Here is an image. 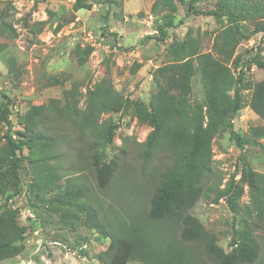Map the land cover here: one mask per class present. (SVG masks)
<instances>
[{"label":"rangeland","instance_id":"374dc122","mask_svg":"<svg viewBox=\"0 0 264 264\" xmlns=\"http://www.w3.org/2000/svg\"><path fill=\"white\" fill-rule=\"evenodd\" d=\"M83 2L86 7L76 9V0H0V111L9 109L12 123L8 130L0 114V220L16 223L24 236L21 255L0 264H113L107 254L110 238L95 231L75 207L62 206L58 200L64 190L58 187L68 180L87 187L80 201L94 207L117 235L131 218L146 215L147 181L155 166L169 162L162 151L153 159L147 155L163 114L157 100L166 94L164 76L186 75L192 62L190 88L173 93L183 96L191 112L206 114L197 58L208 53L234 75L244 71V82L230 93L234 99L239 91L243 108L221 117L223 125L211 141L215 179L192 213L216 234L219 246L231 251L232 230L246 216L245 208H251V219L256 213L248 170L264 175V137L257 131L264 129V119L252 106L255 86L264 82V33L240 40L224 56L215 50V39L222 34V40H230L232 22L227 15L219 24L214 16L194 12L232 10L252 29L259 20L255 1L176 0L177 26L164 42L153 39L162 16L153 13L155 0ZM51 101L54 112L69 110L72 118L59 117V140L47 145L42 162L45 143L29 141L25 116ZM208 123L203 115L205 128ZM10 136L32 144L16 151L18 177L9 165L14 157ZM113 161L116 175L101 189L93 166ZM53 173L60 179L51 185ZM256 234L264 248V230Z\"/></svg>","mask_w":264,"mask_h":264},{"label":"trees","instance_id":"16d2710c","mask_svg":"<svg viewBox=\"0 0 264 264\" xmlns=\"http://www.w3.org/2000/svg\"><path fill=\"white\" fill-rule=\"evenodd\" d=\"M76 1V9L86 7L83 0ZM254 1L259 20L252 29L243 26L240 16L235 15L232 10L194 12L198 15L214 16L219 24L224 23L222 21L227 15L232 22L233 27L228 30L233 33L232 38L228 41L227 38L222 40V34H218L215 39V50L219 53L225 56L240 40H250L252 36L264 33V0ZM152 7L154 14H162L156 26L157 34L153 39L164 42L169 29L177 26L176 0H155ZM197 63V72L201 74L206 90V114L202 113L201 109L191 112V107L183 96L173 93L190 88L194 75L192 62L186 75L183 72L179 78H175L174 73L164 76L166 94L157 100V106L163 114L159 116L160 122L155 126L154 133L150 135L147 155L149 159H153L162 151L168 154L169 162L155 166L147 181L151 192L148 199L149 211L146 215L131 218L125 230L117 235L99 219L98 211L94 207L80 201L87 195V187L73 180L66 181L65 187H58L64 190L58 200L62 206L75 207L78 212L86 215L88 224L95 231L105 238H110L107 254L113 264H127L133 261L141 264H264V248L259 241L260 235L256 234L264 230V175L248 170L247 177L256 213L254 219H251V208H245L246 216L240 218L232 230V240L229 243L231 251L227 252L219 246L216 234L207 230L192 213L215 179L211 169V141L218 128L223 125L221 117L237 114L243 108L239 91L235 92L234 99L230 93L245 79L243 70L240 69L238 76L234 75L225 65L215 61L211 53L198 57ZM183 67H186V64ZM174 69L170 66L166 71L171 73ZM166 71H161V75ZM53 104L51 101L47 105L36 106L25 116V131L31 134L29 141L45 143L46 150L42 153V162L49 154V146L59 140L60 132L56 125L59 117L64 118L66 115L72 118L69 110H63V113L54 112ZM252 106L264 119V82L255 86ZM0 114L8 130H11L9 109L4 106ZM203 115L209 120L206 128L203 126ZM87 117V123L91 124L93 119ZM257 131L258 136L264 137L263 128ZM158 135L161 137L158 138ZM231 135L239 145L243 144L234 131H231ZM25 143L23 140H13L9 137V144L14 153L9 165L14 177H18L20 167L16 151H22L25 145L32 146ZM51 157L54 158V155ZM116 166V161L102 165L96 163L93 166L101 189H106L114 179ZM58 179L60 176L53 173L49 177V183L53 185ZM2 193L0 185V195ZM233 210L238 213L234 208ZM67 222V219L63 220V223ZM20 229L14 222L0 220V263L17 258L23 252L22 247L18 246L24 239Z\"/></svg>","mask_w":264,"mask_h":264}]
</instances>
